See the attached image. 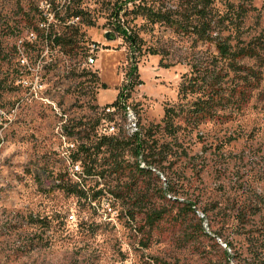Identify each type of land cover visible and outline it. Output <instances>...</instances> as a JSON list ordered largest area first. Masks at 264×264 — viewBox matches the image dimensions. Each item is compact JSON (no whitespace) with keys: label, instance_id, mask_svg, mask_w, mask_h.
Returning <instances> with one entry per match:
<instances>
[{"label":"rangeland","instance_id":"obj_1","mask_svg":"<svg viewBox=\"0 0 264 264\" xmlns=\"http://www.w3.org/2000/svg\"><path fill=\"white\" fill-rule=\"evenodd\" d=\"M179 3L0 0V264H264V67L240 62L262 71L256 88L246 87L244 77L254 83L246 71L224 79L246 91L247 102L240 98L237 108L231 100L197 125L185 121L198 94H179L183 77L195 74L193 63H202V72L205 65L217 69V52L132 12L135 5L171 10ZM119 8L135 45L116 29ZM213 9L234 44L264 30V0H216ZM51 35L64 37L62 45ZM124 90L146 151H124L114 171L111 153L95 143L103 119L119 137L131 136L116 109ZM167 107L179 111L172 129L162 123ZM83 162L102 176L83 174ZM136 163L144 164L141 175L132 172ZM77 182L83 197L71 190ZM136 192L143 202L133 206ZM170 198L193 203L216 240L200 234L185 247V226L172 220L181 204ZM152 207L167 216L150 228ZM128 210L137 212L133 220Z\"/></svg>","mask_w":264,"mask_h":264},{"label":"trees","instance_id":"obj_2","mask_svg":"<svg viewBox=\"0 0 264 264\" xmlns=\"http://www.w3.org/2000/svg\"><path fill=\"white\" fill-rule=\"evenodd\" d=\"M216 0H181V3L177 5L175 9L171 10H162L161 8L153 9L152 7H146L145 5H135L132 12H135L136 16L140 15L144 17L151 24L163 23L168 28H171L175 33L182 35L194 36L195 42L200 43H209L212 44L217 52V55L214 56L213 66L217 69H209L208 65L204 66V72L200 65L202 63H193L191 65L192 72L194 75H190L188 78L183 77V82L179 87V94L185 97L188 93L198 94L197 99L192 103V105L185 112V121L194 123L195 125L200 124L202 121L207 120L208 118L215 119V112L218 108L224 110L232 103L238 108L240 106V98L242 101H246L248 96L246 91H237V86L235 85L233 89L226 87L229 80H224L225 77L229 76V72L232 71L235 74L240 72L248 73L253 77L252 83L248 77H244L243 80L246 81L245 85L247 88L257 87L260 84L261 70L254 71L250 67H246L240 62L245 59H253L257 62L260 68L264 67V30L252 40L248 42L241 41L239 37H236V43H232L234 40L230 35L223 34L224 18L217 17L213 4ZM232 6V5H230ZM179 8V9H178ZM242 10L241 14H244V7H240ZM122 8H119V11H114L113 17L119 22L117 23V31L120 35L123 36L131 45L137 44L138 38L135 34H130L127 27L120 24L119 13ZM76 13L75 17H78ZM228 18V17H227ZM232 20V17H230ZM232 24V22L230 23ZM236 33H238L239 27L233 26ZM229 30V28H228ZM49 39L54 44H61L64 42V37L58 35H51ZM151 54H157L158 51L150 49ZM204 64V63H203ZM166 67V65H164ZM218 70V71H217ZM133 70L129 72V75H132ZM222 72L225 74L222 75ZM229 91V95H227ZM239 96L237 101H233L234 95ZM118 104V101H116ZM179 111L174 107H167L164 112L162 123H164L167 128H174V122L179 116ZM184 112V111H183ZM215 115V116H214ZM144 141L139 138V133L131 135L128 138L119 137L118 135H103L97 140L96 148L97 150H102L103 147L107 148L111 153L110 155L113 158L112 166L114 171L121 169L122 163L120 162V157L125 151L131 150L132 157H138L139 155L145 153ZM129 147V148H128ZM146 158V156H144ZM78 157H74L73 161H78ZM83 174L88 176L100 175L104 170L96 171L92 165L86 164L83 162ZM135 169L132 171L136 174L141 175L145 170L141 165L136 163L134 165ZM78 182L72 185V191L76 192L79 197H83L84 192L77 188ZM169 192L175 193L176 191L170 186L168 188ZM98 192L93 196V200L100 199L102 194ZM101 196V197H100ZM118 198H123L117 194ZM172 198V197H171ZM170 198V199H171ZM133 206L140 205L143 202L142 192H136L135 196H131ZM179 199H171L172 203H180L181 212H178L172 217L173 222L179 226L184 227V237L185 242L183 243L185 247L191 242L194 243V240L199 237L200 234L209 236L216 240V235L213 233H207L204 227L205 220L199 217L197 211L193 208V203H183L179 202ZM149 212V213H148ZM146 213V224L150 228L154 225L160 224V222L167 216L166 210L150 208ZM135 211L128 210L126 215L130 219H134L136 216ZM194 221V226H188V222ZM208 226V224H207ZM209 227V226H208ZM141 230H143L141 228ZM143 233V232H142ZM192 243L190 245H192ZM228 245V243H227ZM143 246H146L143 244ZM226 253V251H225ZM156 264H171L164 261L155 259ZM178 264V263H173ZM225 264H229L228 260Z\"/></svg>","mask_w":264,"mask_h":264},{"label":"built area","instance_id":"obj_3","mask_svg":"<svg viewBox=\"0 0 264 264\" xmlns=\"http://www.w3.org/2000/svg\"><path fill=\"white\" fill-rule=\"evenodd\" d=\"M88 60H89V62H93V59L91 57L88 58ZM125 94L126 93L124 90L122 93V98H120L118 100V104L116 105V109H120L123 111V115H124V118L126 120L125 129L129 133V135H134V134L139 132L138 121H137V118H136V115H135L133 109L131 108L130 105H128V103L125 100V96H126ZM116 109L114 107H108L105 110H106L107 114L113 115ZM99 134H100V136L116 135V127H115L114 123L111 121H107L106 119H103V121L99 125ZM76 170H77V172L75 174L78 173L79 168H77ZM68 218L70 220H73L74 216L70 215Z\"/></svg>","mask_w":264,"mask_h":264},{"label":"water","instance_id":"obj_4","mask_svg":"<svg viewBox=\"0 0 264 264\" xmlns=\"http://www.w3.org/2000/svg\"><path fill=\"white\" fill-rule=\"evenodd\" d=\"M111 36V37H110ZM106 37L108 38V39H113V35H109V34H106ZM110 37V38H109Z\"/></svg>","mask_w":264,"mask_h":264},{"label":"bare ground","instance_id":"obj_5","mask_svg":"<svg viewBox=\"0 0 264 264\" xmlns=\"http://www.w3.org/2000/svg\"><path fill=\"white\" fill-rule=\"evenodd\" d=\"M141 166L143 167L144 166V164H141ZM225 246V245H224Z\"/></svg>","mask_w":264,"mask_h":264}]
</instances>
